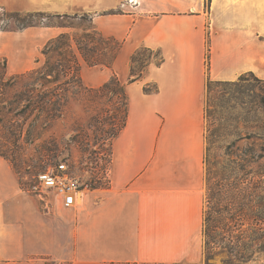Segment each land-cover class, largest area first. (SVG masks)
Instances as JSON below:
<instances>
[{
    "label": "crops",
    "instance_id": "crops-1",
    "mask_svg": "<svg viewBox=\"0 0 264 264\" xmlns=\"http://www.w3.org/2000/svg\"><path fill=\"white\" fill-rule=\"evenodd\" d=\"M0 8L89 14L121 47L111 66L82 69V83L98 87L116 75L128 98L108 186L83 192L74 207L58 199L46 207L0 156V264H202L207 81L264 78V0H0ZM62 31L3 30L0 46L24 42L36 55ZM140 48L151 55L133 79Z\"/></svg>",
    "mask_w": 264,
    "mask_h": 264
},
{
    "label": "trees",
    "instance_id": "trees-1",
    "mask_svg": "<svg viewBox=\"0 0 264 264\" xmlns=\"http://www.w3.org/2000/svg\"><path fill=\"white\" fill-rule=\"evenodd\" d=\"M41 14L44 13L10 12L11 18L24 16L29 19ZM17 22L18 30L39 25L30 20ZM84 40L90 43L91 50L82 48L80 42ZM120 47L121 41L91 26L77 39L69 33H61L48 40L41 50L44 61L39 67L10 75L6 59H0V156L12 163L13 155L22 149L23 143L40 140L43 130L47 129L45 126L64 114L70 88L76 85L81 91L94 92L96 96L108 90L119 99L112 102L114 110L111 116L93 118L94 121L101 120L102 125L106 123L103 140L108 139L111 143L126 123L128 98L124 85L113 75L98 87H88L82 83L79 72L82 63L111 66ZM104 50L110 53L106 60L100 58ZM208 50L207 47V63ZM136 54L137 51L131 55L132 63L137 62ZM148 59L137 73L131 68L133 79L141 75ZM144 90L150 89L144 87ZM226 155V163L220 168H207L206 173L207 204L203 207L201 229L206 264L213 253L221 251L218 248L227 251L225 264H248L254 250L264 253V169L253 171L250 165L254 156L229 152ZM256 156L262 158L264 154L261 152Z\"/></svg>",
    "mask_w": 264,
    "mask_h": 264
},
{
    "label": "rangeland",
    "instance_id": "rangeland-1",
    "mask_svg": "<svg viewBox=\"0 0 264 264\" xmlns=\"http://www.w3.org/2000/svg\"><path fill=\"white\" fill-rule=\"evenodd\" d=\"M10 12L0 8V31H16L18 30L16 24H19L17 20L20 23L22 20H30L39 25L61 27L63 31L59 34L69 33V36L77 39L82 32L94 26L89 14L56 16L44 13L27 19L24 16L11 18ZM47 42L48 40L38 48L36 55L33 54L31 47H26L24 42L16 45L10 41L0 46V59H6L8 74L21 73L41 66L44 61L41 50ZM80 45L86 51L91 50L88 41L84 40L80 42ZM136 51L137 62L130 61V74L131 68L134 73H137L141 64L151 55L144 48ZM109 57V50H104L100 58L106 60ZM21 58L27 61L22 69L17 64ZM36 61L37 63L34 64ZM8 63L19 69L11 72ZM82 69H87L85 63L80 66V75ZM97 94L98 96L94 92H83L78 85L70 88L64 114L45 126L47 129L43 130L40 140L34 143H23L22 149L13 155V162L10 164L20 187L41 203V197L34 188L35 177L40 171L60 161L67 163L69 170L78 178L79 183L86 186L88 190L93 189L92 187L108 186L107 171L111 143L108 139L103 140L104 132L107 131L106 123L102 125L101 120L94 121L93 118L97 116L104 119L111 116L114 110L112 102H118L119 99L108 90ZM44 139L46 142H43ZM204 139L205 181L207 168H220L224 162H227L226 152L254 156V161L250 165L253 171L264 169V156L262 158L256 156L261 152L264 154V78L246 73L232 82H209L204 107ZM206 193L205 184L204 207L207 204ZM204 243L202 237V264H206ZM217 250L221 251L213 253L208 259V264H225L224 261L228 257L226 249L218 248ZM252 255V260L248 264H264V253L254 250Z\"/></svg>",
    "mask_w": 264,
    "mask_h": 264
},
{
    "label": "built area",
    "instance_id": "built-area-1",
    "mask_svg": "<svg viewBox=\"0 0 264 264\" xmlns=\"http://www.w3.org/2000/svg\"><path fill=\"white\" fill-rule=\"evenodd\" d=\"M34 188L46 207L51 205L52 199H58L66 208L74 207L80 203L83 192L88 191L65 161L37 173Z\"/></svg>",
    "mask_w": 264,
    "mask_h": 264
},
{
    "label": "bare ground",
    "instance_id": "bare-ground-1",
    "mask_svg": "<svg viewBox=\"0 0 264 264\" xmlns=\"http://www.w3.org/2000/svg\"><path fill=\"white\" fill-rule=\"evenodd\" d=\"M81 200H79V202H80Z\"/></svg>",
    "mask_w": 264,
    "mask_h": 264
}]
</instances>
